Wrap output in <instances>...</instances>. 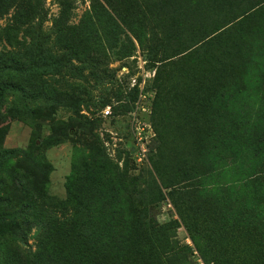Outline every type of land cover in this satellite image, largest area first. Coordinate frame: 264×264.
I'll list each match as a JSON object with an SVG mask.
<instances>
[{
	"label": "rangeland",
	"instance_id": "obj_1",
	"mask_svg": "<svg viewBox=\"0 0 264 264\" xmlns=\"http://www.w3.org/2000/svg\"><path fill=\"white\" fill-rule=\"evenodd\" d=\"M15 3L0 0V26ZM74 5L83 31L61 35L57 1L43 0L33 61L70 70L0 79L19 89L0 96V264H40L41 246L60 264H264V114L248 125L240 107L256 97L264 111V0ZM108 17L122 42L104 43L98 73L78 55L83 33L97 42ZM223 132L256 152L243 188L215 169L210 142ZM99 157L127 163L125 180L98 164L71 178ZM53 207L75 220L48 229L41 209ZM84 220L118 229L117 239L96 248L77 228Z\"/></svg>",
	"mask_w": 264,
	"mask_h": 264
},
{
	"label": "trees",
	"instance_id": "obj_2",
	"mask_svg": "<svg viewBox=\"0 0 264 264\" xmlns=\"http://www.w3.org/2000/svg\"><path fill=\"white\" fill-rule=\"evenodd\" d=\"M59 6V13L56 17L53 27L61 35H66L72 30L83 31L82 21L78 24H74L72 18L75 10V0H56ZM12 13L5 12V23L0 26V38L5 43V61L3 68L0 72V79L2 76H10V73L37 71L39 69H45L50 73L61 74L68 72L70 69L63 65H54L53 63L46 65H36V56L42 51V24L45 12L43 9V0H16L15 5L11 9ZM4 17L0 15V20ZM117 28V24L108 17V23L101 24L102 36H98L97 42L90 34L85 32L82 35V43L85 47V52L82 54L77 53L69 47V52L72 54H79L78 61L80 63L91 64L98 73H103L107 66L108 55L104 48V43L110 44L112 41L118 44V41L122 42L121 37L119 40H115L110 31ZM86 37V38H85ZM139 44L143 50H150L149 45L144 46L143 34L137 37ZM156 39L152 36L150 42H154ZM150 44V43H149ZM87 46V49H86ZM31 47V48H30ZM29 54V61L22 58L25 54ZM32 55V56H31ZM58 67L60 70H54ZM9 88L19 90L17 85L13 83L12 79L0 81V96H2ZM240 106L243 112V118H245L248 125L256 123L258 118L264 114L262 110V103L255 97L248 98L246 102H240ZM210 146H213L212 154L214 158V166L217 171H221L227 178L234 183H239V188L244 187L243 180L252 170L255 160L256 152L253 151L250 145L243 142V145L234 146L233 138H230L228 132H223L220 135H216L210 142ZM101 165L106 169V174L113 178V181L122 183L127 176V163H123L120 167L118 162L110 160L108 157H99L85 163H79L74 165V171L71 178H74L76 174L81 173L84 169L94 165ZM263 188H260L262 190ZM46 213V223L48 229L64 228L70 221L75 220L74 213L69 211L68 208L53 207L51 210H43ZM264 217V214L262 215ZM79 224L77 228H81V233L86 239H88L92 245L96 248H105L107 245H112L113 241L117 239L116 232L118 229L111 228L105 229V227L98 226L93 227L90 224ZM44 247L41 246L37 255L41 259L40 264H60L53 259L46 258L44 254Z\"/></svg>",
	"mask_w": 264,
	"mask_h": 264
}]
</instances>
